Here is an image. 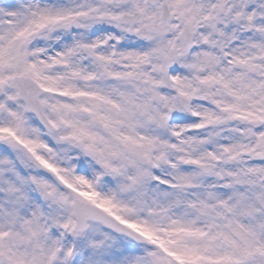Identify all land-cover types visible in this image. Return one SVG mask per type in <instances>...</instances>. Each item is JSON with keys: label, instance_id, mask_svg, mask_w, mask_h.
<instances>
[{"label": "snow or ice", "instance_id": "6c2138e0", "mask_svg": "<svg viewBox=\"0 0 264 264\" xmlns=\"http://www.w3.org/2000/svg\"><path fill=\"white\" fill-rule=\"evenodd\" d=\"M0 264H264V0H0Z\"/></svg>", "mask_w": 264, "mask_h": 264}]
</instances>
